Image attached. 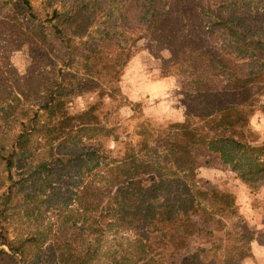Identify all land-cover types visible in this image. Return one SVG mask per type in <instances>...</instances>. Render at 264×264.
I'll use <instances>...</instances> for the list:
<instances>
[{
  "label": "trees",
  "instance_id": "obj_1",
  "mask_svg": "<svg viewBox=\"0 0 264 264\" xmlns=\"http://www.w3.org/2000/svg\"><path fill=\"white\" fill-rule=\"evenodd\" d=\"M33 1L0 0L38 73L32 91L20 83L0 31V264L252 258L264 228L248 227L235 192L200 186L196 173L222 168L264 186V112L250 124L264 94V0ZM140 48L175 78L173 122L144 117L120 92ZM123 102L125 132L114 128ZM15 217L31 231L10 238Z\"/></svg>",
  "mask_w": 264,
  "mask_h": 264
},
{
  "label": "rangeland",
  "instance_id": "obj_2",
  "mask_svg": "<svg viewBox=\"0 0 264 264\" xmlns=\"http://www.w3.org/2000/svg\"><path fill=\"white\" fill-rule=\"evenodd\" d=\"M31 3L35 9L44 7L46 4L44 0H36ZM49 9L50 7L46 5L45 10L48 11ZM0 31L12 43V48L7 53L6 60L9 67L15 70L13 72L20 80V83L22 82L32 91L35 89L38 73L31 65L29 53L23 40L19 36L11 34L8 24L1 17ZM141 44L142 42H138L137 46L141 47ZM160 64L157 54L152 52L150 48H140L121 74L119 82L120 92L127 101L139 104L144 117L157 123L173 122L180 118L183 107L175 91V78L161 77ZM75 104L78 109L83 107L80 98L75 100ZM253 112L250 120L255 124V121L252 120L253 116H260L261 112H264V94L257 100ZM131 114L129 106L124 102L121 103L114 116V120L119 121V124L114 128L124 127L125 132V126L127 127L130 124L126 122V119ZM117 131H121V129ZM196 178L200 186L215 185L221 189L227 188L235 192L237 202L248 227L256 230L264 228V186L250 190L233 173L222 168L201 167L197 170ZM72 205L69 203L67 207L70 208ZM55 213H57L55 208L49 209L45 216L51 217ZM17 218H13L7 225V233L10 238L14 234L22 235L31 231L30 226L23 224L21 219ZM191 243V247L196 244L194 241ZM250 249L253 254L252 258L242 261L241 264H264V244L252 242Z\"/></svg>",
  "mask_w": 264,
  "mask_h": 264
},
{
  "label": "crops",
  "instance_id": "obj_3",
  "mask_svg": "<svg viewBox=\"0 0 264 264\" xmlns=\"http://www.w3.org/2000/svg\"><path fill=\"white\" fill-rule=\"evenodd\" d=\"M252 120L255 121V124H253L252 121L250 120V124H251V126H253V127L259 125V123H261V121H262V120H261V117L258 116V115H254L253 118H252ZM252 242L256 243L255 241H252ZM252 242H251V243H252ZM251 243H250V245H251ZM256 244H257V243H256ZM252 255H253V254H252Z\"/></svg>",
  "mask_w": 264,
  "mask_h": 264
}]
</instances>
